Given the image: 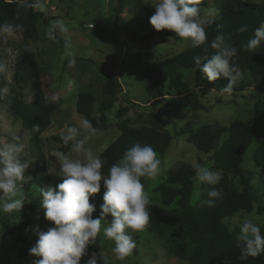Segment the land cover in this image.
Masks as SVG:
<instances>
[{
  "label": "trees",
  "instance_id": "1",
  "mask_svg": "<svg viewBox=\"0 0 264 264\" xmlns=\"http://www.w3.org/2000/svg\"><path fill=\"white\" fill-rule=\"evenodd\" d=\"M114 29H117L124 10L133 8L135 18L150 21L152 12L146 7L143 0H116ZM32 1L11 0L5 2L0 0V23L5 20H14L17 9L22 12L20 21L25 26V31L20 34L23 38L18 44V60L14 82L18 86L32 83L35 102L27 104L21 92L16 91L13 85H9L6 75L0 76V86L10 87V98L12 100L9 110L22 120L23 126L31 132V143L39 150L41 134L51 125L52 117L56 111V105L51 102L45 94L42 77L43 69L40 66L36 53L31 54L22 51V45L30 42H37L39 39L38 23H48L45 14L37 8L31 7ZM219 15L215 22L206 29L208 42L210 43L218 34L231 37L237 47L245 43L254 35V30L264 22V6L255 2L243 0H214ZM150 23V22H149ZM247 25L248 31L239 33L236 31L240 26ZM165 31H154L144 37L150 40L154 36ZM171 35L170 33H167ZM175 39V35H171ZM33 48V47H32ZM34 50V49H33ZM202 48L193 49L191 46L182 53L167 58L161 62L149 64L146 67L142 79L144 91L148 103L164 105L170 110L207 111L203 103V93L212 89H219L227 84V80L210 82L203 76L196 65L193 57L202 53ZM209 55L214 54L209 47ZM0 55L1 51H0ZM237 63L241 68L242 75L235 86L231 97L245 92L248 89L246 78H250L254 90L261 95V100L254 104L255 118H264V42L255 52L238 53ZM187 73L193 84V88L181 81L182 74ZM121 85L117 78L109 79L101 90V97L98 98L92 93L81 92L77 96L76 111L87 118L91 126L98 131L106 130V113L113 109L119 101ZM129 111V107H121L117 112L119 119ZM145 125L136 128L131 126L125 119L119 123L121 135L107 148L101 158L105 161L102 173L107 175L108 169L121 159L126 149L136 143L150 145L157 154L164 155L173 141V135L163 129L160 117L148 115ZM39 125L40 131L34 133L32 126ZM254 127L252 122L235 120L230 127L205 125L198 128L188 138L187 142L193 144L202 153L214 151L212 156L214 171H221L223 178L217 186L223 189V199L218 200L214 207L209 208L204 203L208 200L209 186L202 185L200 200L202 204H192L193 165L179 163L176 168L170 171L163 182L158 185L156 192L162 197L163 207L150 203V223L146 230L160 238L163 250L170 256L185 261L187 264H264V253L257 257H249L246 260L240 259V249L237 246L239 231H229L224 219L239 212L251 213L254 206H257L259 214L264 215V138L260 146L255 150L254 163L262 172V183L258 189H254L251 180L243 168L244 156L252 144ZM227 137L223 140V137ZM62 142L61 138H56ZM222 144L219 146V143ZM63 143V142H62ZM71 145L63 144L62 151L69 152ZM197 163L204 164L199 160ZM43 171L33 174L32 179L24 183L27 191L36 189L43 200L42 189L48 186H56L62 183L63 178L49 176L42 165ZM228 175L239 176L242 189L236 191L226 183ZM145 184V180L143 181ZM105 188L101 182L99 193L90 197V203L95 205L96 211L92 214L93 219L100 216V205L103 203ZM175 208L169 209L171 206ZM0 223L9 232L23 233L29 224L25 214L21 216L20 223L11 222L0 216ZM264 234V224L260 227ZM18 242L23 249L20 251V258L34 264L38 257L30 255L33 243L20 235ZM23 264V263H17Z\"/></svg>",
  "mask_w": 264,
  "mask_h": 264
},
{
  "label": "rangeland",
  "instance_id": "2",
  "mask_svg": "<svg viewBox=\"0 0 264 264\" xmlns=\"http://www.w3.org/2000/svg\"><path fill=\"white\" fill-rule=\"evenodd\" d=\"M30 1L33 2V0ZM143 1L153 15L155 8L147 4L149 0ZM243 1L255 2L264 6V0ZM40 3L43 4V8L37 9L45 14L49 22L40 21L38 23L39 39L30 44L43 69L42 83L46 97L57 108L51 125L40 136L39 150L31 143V132L23 126L22 120L9 108L7 110L0 108V135H8L9 130L17 133L20 142L25 146L23 158L29 159L32 163L29 169L30 175L43 171L42 165H44L49 176L61 177L58 162L53 153L62 151L63 143L56 138L60 137L66 125L81 127L87 120L85 116L76 111L78 94L88 92L100 98L102 87L114 77L121 85L119 101L113 109L106 113V130H97L86 147L92 148L101 156L102 152L121 135L118 126L120 122L127 119L131 126L139 128L145 125L144 121L148 115L159 116L161 126L173 135V141L164 155L158 154L161 160L160 175L155 180H145V188L150 193V203L163 207L162 197L159 192H156V188L179 163L193 165L201 160L208 167L213 166L214 151L205 154L187 142V138L193 132L205 125L230 127L235 120L253 123L255 132L252 144L245 153L243 168L251 180L252 187L254 189L260 187L263 179L262 172L256 167L253 157L264 138V118L258 120L255 118L254 104L261 100V95L254 90L250 78L245 79L249 85L248 89L236 97L208 96L211 91H205L203 103L207 106V111L170 110L164 105L148 103L142 82L146 67L182 53L191 46L190 43L183 41L174 31L167 29L164 33L145 41L144 37L151 34L154 28L149 22L135 18L132 7L124 10L118 28L114 29L116 0H40ZM200 7L202 9L209 7L208 0H202ZM55 19H63L69 27L71 51L75 53L76 61L72 67L68 66L69 57L64 56V37L58 35L56 40H50L46 36L50 22ZM91 25L92 28L89 27ZM167 33L178 38L175 39ZM22 40V36L18 34L10 40L8 45H0V51L3 55L8 47L13 48V53L9 57V71L6 79L9 85H13L16 91L22 93L27 104H32L35 102L32 83L18 86L13 79L18 60L17 46ZM69 78L76 82L70 90L65 87ZM181 81L186 82L191 89L193 88L187 73L182 74ZM121 107H129V111L119 119L117 112ZM226 137L227 135L223 137V140ZM71 155L74 156V154ZM219 172L222 180L223 173ZM192 181L194 187L192 204L200 205L202 204L200 200L202 185L197 187L193 178ZM225 183L233 190L242 189L239 176L228 175ZM24 190L28 201L21 212L13 215L0 214L1 217L18 224L21 216L25 214L29 221L27 229L22 234L18 231L9 232L0 223V264H30L20 258L19 253L23 246L18 242L19 236L22 235L29 239L35 246L38 237L34 234V229L38 227L41 231L47 232L50 227L55 226L53 222L45 219L42 201L36 189ZM172 208L175 206L169 207V209ZM239 213L250 215L260 227L264 224V215L258 213L256 205L251 213ZM235 216L236 214L224 219L227 227L234 222ZM111 219L109 216L108 220ZM234 231L239 230L237 228ZM132 235L137 246L124 261L114 259L111 253L113 242L103 239L101 234L94 244L89 245L88 255L82 257L81 264H85L92 253L99 256L101 252L106 256L109 264H187L166 253L162 248L160 238L146 229ZM99 264H103V261L100 260Z\"/></svg>",
  "mask_w": 264,
  "mask_h": 264
},
{
  "label": "clouds",
  "instance_id": "3",
  "mask_svg": "<svg viewBox=\"0 0 264 264\" xmlns=\"http://www.w3.org/2000/svg\"><path fill=\"white\" fill-rule=\"evenodd\" d=\"M11 2V0H5ZM202 0H149L155 8L150 17V24L157 31H174L183 41L190 43L193 49L202 48V53L193 57L199 72L210 82L227 80V84L217 91L212 89L211 95L231 96L242 75L237 63L238 53L255 52L264 42V22L254 30L252 38L237 47L224 34H218L208 42L206 29L215 22L219 10L214 0H208L209 7H200ZM33 8H43L40 0H33ZM22 12L18 8L14 20L0 23V45H8L10 40L25 31L20 21ZM236 31L245 33L247 25L240 26ZM69 27L63 19L50 22L46 36L56 40L58 35L64 37V56L69 57L68 66L72 67L75 53L71 51L72 42L68 36ZM209 47L214 54L209 55ZM22 51L31 54L34 50L30 43L22 45ZM13 48L8 47L5 54L0 55V76L9 71V57ZM75 81L67 79L65 87L70 90ZM10 89L7 85L0 86V108L7 110L11 106ZM38 133L39 125L32 126ZM97 129L89 121L81 127L68 126L60 133L65 146L71 145L69 153L62 151L53 153L59 166L62 183L48 186L41 190L42 208L47 221L53 222L47 232L38 227L34 234L38 237L36 245L30 249V255L38 257L34 264H81L82 257L88 255V247L97 238L102 237L113 242L111 253L115 260L124 261L136 248L134 233H140L150 223V193L146 190L144 180H155L161 172V160L156 151L148 144L136 143L126 149L123 156L108 169L107 175L102 173L105 161L86 147ZM24 143L20 142L17 133L9 130L8 135H0V214L13 215L20 213L28 201L24 183L32 176L29 169L32 163L23 158ZM193 180L197 187L209 186L208 197L204 201L212 208L218 200L223 199V189L217 187L221 182V174L202 163L193 164ZM105 192L100 205V216L93 219L95 205L90 197L99 193L101 182ZM112 219L109 221L108 217ZM239 230L237 246L240 259L257 257L264 253V234L254 218L248 214L237 213L228 230ZM109 264L101 252L99 256L92 253L85 264Z\"/></svg>",
  "mask_w": 264,
  "mask_h": 264
},
{
  "label": "built area",
  "instance_id": "4",
  "mask_svg": "<svg viewBox=\"0 0 264 264\" xmlns=\"http://www.w3.org/2000/svg\"><path fill=\"white\" fill-rule=\"evenodd\" d=\"M90 28H92L93 26L91 25V26H89Z\"/></svg>",
  "mask_w": 264,
  "mask_h": 264
}]
</instances>
